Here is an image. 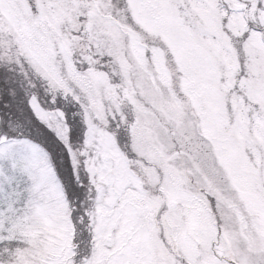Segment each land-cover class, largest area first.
I'll list each match as a JSON object with an SVG mask.
<instances>
[{
  "label": "snow or ice",
  "instance_id": "obj_1",
  "mask_svg": "<svg viewBox=\"0 0 264 264\" xmlns=\"http://www.w3.org/2000/svg\"><path fill=\"white\" fill-rule=\"evenodd\" d=\"M0 264H264V0H0Z\"/></svg>",
  "mask_w": 264,
  "mask_h": 264
}]
</instances>
